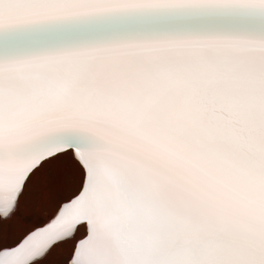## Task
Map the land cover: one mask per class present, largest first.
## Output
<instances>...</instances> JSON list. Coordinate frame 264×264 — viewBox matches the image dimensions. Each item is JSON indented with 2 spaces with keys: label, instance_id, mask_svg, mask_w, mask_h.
<instances>
[{
  "label": "snow or ice",
  "instance_id": "6c2138e0",
  "mask_svg": "<svg viewBox=\"0 0 264 264\" xmlns=\"http://www.w3.org/2000/svg\"><path fill=\"white\" fill-rule=\"evenodd\" d=\"M0 264H264V0H0Z\"/></svg>",
  "mask_w": 264,
  "mask_h": 264
}]
</instances>
